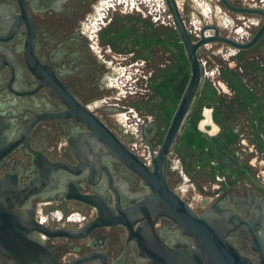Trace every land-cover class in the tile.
<instances>
[{
  "label": "flooded vegetation",
  "instance_id": "obj_1",
  "mask_svg": "<svg viewBox=\"0 0 264 264\" xmlns=\"http://www.w3.org/2000/svg\"><path fill=\"white\" fill-rule=\"evenodd\" d=\"M23 2L22 7L20 0H0V179H16L18 185L27 187L17 204L43 228L34 230L33 235L59 262L72 264L94 255L93 261L84 264H150L138 255L125 224L91 228L100 216H118L120 209L128 210L146 198L149 190L87 124L85 113L74 111L80 107L89 113L151 166L152 148L158 151L180 99L171 112L157 100L160 96L154 95L156 88L150 83L158 79L161 84L170 75L174 81L167 83L166 93L182 94L188 81L182 88L175 85V74L188 75V80L191 75L168 1ZM228 2L230 6L224 0L175 1L192 41L217 35L247 43L255 36L264 24V0ZM24 11L36 30L37 60L54 73L79 106L62 98L30 68ZM175 38L186 61L183 74L175 71ZM263 42L264 34L249 50L222 40L200 47L204 79L182 131L199 111L203 91L233 94L226 76L229 78L231 71L241 74L257 62L259 55L253 52ZM207 82L211 86H206ZM168 106L172 107L171 101ZM214 110L213 105L211 124H205L209 132L216 127L221 131ZM200 114L198 125L207 121L203 108ZM257 122L256 130L261 131V122ZM176 144L168 156V182L195 213L202 215L215 206L234 210L245 220L255 212L260 216L264 172L253 173L251 165L237 155V144L234 161L231 155L212 158L209 148L202 153L183 144L175 148ZM206 169L217 174L212 177ZM203 177L208 181L200 182ZM138 226L139 222L133 225L135 229ZM155 228L165 243L184 241L194 246L193 239L169 218L159 217ZM229 238L242 254L259 263L246 224L239 225ZM12 262L3 257L4 264Z\"/></svg>",
  "mask_w": 264,
  "mask_h": 264
},
{
  "label": "water",
  "instance_id": "obj_2",
  "mask_svg": "<svg viewBox=\"0 0 264 264\" xmlns=\"http://www.w3.org/2000/svg\"><path fill=\"white\" fill-rule=\"evenodd\" d=\"M168 1L171 13L191 67V75L175 109L171 123L166 131L163 142L157 152L152 148L151 166L145 164L127 146H125L104 124L92 117L80 107L74 113H85L87 124L104 141L110 150L123 161L131 170L141 177L148 187L149 194L128 210L120 209V215L111 213L110 217L100 216L94 221L91 228L116 223L125 224L130 236L135 242L139 256L150 264H264V200L261 202V213H253L249 220L234 210H219L215 206L209 208L202 215L193 211L191 206L169 185L167 178L168 156L176 144L187 115L195 108L199 92L204 79L203 65L199 58V49L210 41L222 40L237 49L252 48L264 34V24L247 43H238L233 40L219 37H205L192 41L181 14L175 4L176 0ZM22 7L25 2L20 0ZM224 2L230 6L228 0ZM23 16L27 22L26 60L32 71L42 80L50 82L60 96L66 97L73 105H78L70 92L62 86L54 73H51L37 60L35 55L36 30L33 22ZM221 85H224L221 83ZM212 103L206 104L207 120L211 124ZM149 143V142H148ZM150 147L151 144L149 143ZM26 186L18 185L16 179L9 177L0 179V264L3 257H7L11 264H65L45 248L33 235L39 227L27 210L17 204V200L25 197ZM166 217L174 221L181 232L193 239L194 246L184 241L173 244L165 241L157 233L155 222L159 217ZM139 222L137 229L133 227ZM246 224L253 236L252 246L258 251L259 263L241 253L229 234L239 225ZM67 236H73L66 233ZM102 255V254H99ZM93 256L83 257L72 264H84L93 261Z\"/></svg>",
  "mask_w": 264,
  "mask_h": 264
},
{
  "label": "trees",
  "instance_id": "obj_3",
  "mask_svg": "<svg viewBox=\"0 0 264 264\" xmlns=\"http://www.w3.org/2000/svg\"><path fill=\"white\" fill-rule=\"evenodd\" d=\"M137 37L141 38V36ZM175 58L177 61L175 71H179L178 73L183 74L185 72L186 61L182 54L181 46L176 38ZM258 69L259 65L255 67V63H252L249 64V66L241 74L237 71H231L228 73L229 78L226 76L225 79L228 80L229 86L233 89V94L229 102H227L226 99L223 100V97L214 91H203L199 101L200 109L192 115L191 121L186 127L185 133L181 137V144L189 149L201 150L202 153L206 148H209V154H211L212 158L214 156L221 158L224 155H231L234 161L235 145L239 142L240 133L235 127H228V123H231L228 119L232 117L234 112H243L244 116L247 118L248 127L251 129V133L253 135L251 141L257 143L260 150H264V93L258 94L255 88L249 85V81L252 80V76L249 75V73L253 71L255 74L253 77H256L258 76ZM186 80H188V75L182 78L175 74V85L180 84V87L182 88L185 85ZM173 81L174 78L168 75L163 78V83L161 84L158 82V79H153L150 83L151 86L156 88L154 95H157V97L160 96L157 100L163 101L164 105L168 107L171 112L174 107L170 108L168 103L172 100L173 103L176 104V102H178L177 100H179L181 95H183L180 92L175 93L174 91H171L170 95L166 93V87ZM168 82L170 83L167 84ZM206 86H211V83L207 82ZM207 103H212L215 108L213 117L221 127L218 137L209 138L198 128V121L202 118L200 110L203 108V105ZM257 111H259V115H257ZM257 120L261 122V131L256 130L258 124ZM224 165H227V163L223 164V166ZM204 172L209 173L210 171L206 169ZM216 174L215 170H211L210 175L212 177Z\"/></svg>",
  "mask_w": 264,
  "mask_h": 264
},
{
  "label": "rangeland",
  "instance_id": "obj_4",
  "mask_svg": "<svg viewBox=\"0 0 264 264\" xmlns=\"http://www.w3.org/2000/svg\"><path fill=\"white\" fill-rule=\"evenodd\" d=\"M253 55H259V60L257 62H254L255 67L259 65V69H258V76L256 77H253V75H255L253 71L249 73V75L252 76V80L249 81V85L254 87L258 94H262L264 93V42L261 43V45L253 52ZM219 95L223 97V100L226 99L227 102L231 100L230 98L232 96V95L226 96L224 94H219ZM171 103H172V107H176L178 102H176L175 104L171 100ZM203 113L204 114L207 113V109L204 107V105H203ZM203 121L204 119L198 125L199 129L205 128V126L202 127ZM228 121L231 122V123H228V127L229 128L235 127L237 131L240 133V140H239V143L236 145V151H237V155L239 156V158L243 162H248V164L251 165L253 173H257L260 169L263 170L264 172V153L260 152L253 146V143L251 141L253 135L251 133V129L248 127V121H247V118L244 116L243 112H234L232 114V117H230ZM185 130H186V127L184 126L183 131L181 133L182 135H180V137L178 138L175 148H177L181 144L180 140H181V137L184 135ZM219 131H220L219 127H216V129L214 130L212 129V131L210 130V132L208 128H205L203 130V133L207 137L213 138V137L219 136ZM199 181L202 183H205L208 181V179L203 177V178H199Z\"/></svg>",
  "mask_w": 264,
  "mask_h": 264
},
{
  "label": "bare ground",
  "instance_id": "obj_5",
  "mask_svg": "<svg viewBox=\"0 0 264 264\" xmlns=\"http://www.w3.org/2000/svg\"><path fill=\"white\" fill-rule=\"evenodd\" d=\"M208 122H209V120H207V121H203V122H202V127H204L205 124L208 123ZM214 127H215V126H214Z\"/></svg>",
  "mask_w": 264,
  "mask_h": 264
}]
</instances>
